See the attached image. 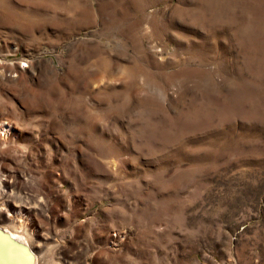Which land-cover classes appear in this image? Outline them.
<instances>
[{
	"label": "rangeland",
	"instance_id": "374dc122",
	"mask_svg": "<svg viewBox=\"0 0 264 264\" xmlns=\"http://www.w3.org/2000/svg\"><path fill=\"white\" fill-rule=\"evenodd\" d=\"M0 127L40 264H264V0H0Z\"/></svg>",
	"mask_w": 264,
	"mask_h": 264
},
{
	"label": "water",
	"instance_id": "95a60500",
	"mask_svg": "<svg viewBox=\"0 0 264 264\" xmlns=\"http://www.w3.org/2000/svg\"><path fill=\"white\" fill-rule=\"evenodd\" d=\"M35 251L33 248L29 249L28 246L12 238L0 226V264H33ZM15 257H21L19 262Z\"/></svg>",
	"mask_w": 264,
	"mask_h": 264
},
{
	"label": "bare ground",
	"instance_id": "6f19581e",
	"mask_svg": "<svg viewBox=\"0 0 264 264\" xmlns=\"http://www.w3.org/2000/svg\"><path fill=\"white\" fill-rule=\"evenodd\" d=\"M1 128L2 127H0V129ZM4 192H5V190L2 191L1 184H0V214H1L2 210L5 209L9 205V199H15L14 196H11V194H5ZM1 226L3 227L4 231H6L12 238L19 240L20 242H22L23 244L28 246L29 249L33 248L32 246L35 244L36 245L37 244L38 245L44 244V242H45L44 240L47 238V236H44L43 238H39L40 241L37 239H33L26 232H22L23 228L21 227L22 226L21 224H19V226L15 225V224L1 225ZM33 254H34L33 264H40L41 255H37L38 253H36L35 251H33ZM15 260H16V262L17 261L20 262L22 260V258L21 257H15Z\"/></svg>",
	"mask_w": 264,
	"mask_h": 264
}]
</instances>
